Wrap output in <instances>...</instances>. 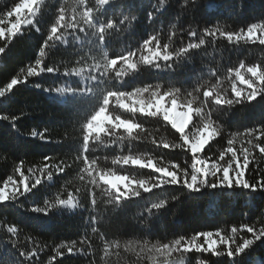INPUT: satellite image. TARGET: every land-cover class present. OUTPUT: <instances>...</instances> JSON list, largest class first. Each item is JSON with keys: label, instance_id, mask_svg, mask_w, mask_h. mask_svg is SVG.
I'll list each match as a JSON object with an SVG mask.
<instances>
[{"label": "trees", "instance_id": "1", "mask_svg": "<svg viewBox=\"0 0 264 264\" xmlns=\"http://www.w3.org/2000/svg\"><path fill=\"white\" fill-rule=\"evenodd\" d=\"M14 2L19 0H0V14ZM157 2L158 0H111L99 13L100 20L115 16L119 12H125V15L130 17L135 16L136 20L130 19L122 29L118 28L107 35L103 47L99 50L92 43L95 36L91 34L80 42L73 41L71 37L67 42H56L45 57V64L58 67L60 73L43 72L28 77L26 83L15 86L6 97L0 98V116L18 118L14 121L15 127L9 121L0 120V186L9 175L19 182L20 174L14 172V169L20 161L24 162L21 171L28 177L26 183L29 186L35 183L36 179L42 180L18 200L0 203V264H151L154 260L163 258L157 257V252L149 249L153 246L159 247L161 243H170L181 236L187 240L197 232L220 230L222 235L231 237L230 228L241 223L254 225L257 229L264 226V191L253 192L235 185L231 188H212L204 185L197 191L189 190L183 185H164L122 200L118 207L108 202L109 197L102 189H97V206L93 209L90 205V198L86 194L88 181L80 179L81 175H84L81 172L84 165L73 161L77 155L76 151L79 150V138L82 137L81 124L99 107L100 92H132L145 85H161L165 90L169 87H179L182 88L181 101H192L199 106L203 99L202 93L188 95L193 87L214 84L218 90H227L230 93L232 80L228 77L229 68L235 69L243 62L246 69L247 66L264 61V45H260L258 40L234 39L229 42L218 32L215 37H205L206 43L201 48L191 50L189 54L173 63L172 67H167L162 60L161 67L138 64V68L129 71L122 81L114 79L115 73H111L94 93L73 92L58 95L43 89L83 87L88 78V65L94 62L90 57L85 59L90 50L96 60H99L103 53H107L111 58L127 50L137 49L149 34L158 35L161 43L178 49L189 42H198L199 36L188 37L187 31L190 28L203 30L207 26L218 27L220 31L225 32H239L248 23L264 19V0H198L188 11L178 6L180 0H168L163 9L148 19V13L156 8L154 5ZM87 3L90 7H100L97 0H87ZM78 6L79 0H44L32 18V23L41 31L37 32L32 24L23 25L22 31L14 36L4 53L0 54V87L5 86L14 76L24 79L28 66L35 63L38 48L55 20V14L61 7H67L71 17L73 10ZM0 18L5 24L9 19H14L6 16ZM171 25H176L175 31L178 34L170 40L169 34L173 31ZM79 35L83 37L84 34ZM5 43L7 42L0 40V46ZM134 59L139 60V53ZM81 60L84 62H77ZM65 67L69 70L83 68L84 72L80 76L63 75ZM37 71L39 72V68ZM242 72L249 75L243 69ZM37 85L40 87L37 88ZM236 86L244 89L245 84L237 80ZM248 90L246 88V91ZM111 104L113 115H121L122 118L135 119L136 122L142 123L147 139L130 142L125 139L113 144L112 140L106 137L102 144L94 145L89 154L91 158H100L105 169H111L119 175L146 181L158 177L159 174L153 169L139 165H113L112 161L122 155H133L151 158L161 166L170 162L179 163L190 170V152L184 149L157 148L151 143L153 139L169 144L181 142L179 133L163 121L162 117L126 112L115 104V100H112ZM205 111L212 113L214 126L221 129V135L214 137L202 150L201 155L218 160L220 151L227 147V140L233 138L232 134L244 133L246 129L264 123V95L231 108L210 105ZM201 123L199 118H194L186 132L192 133L196 125ZM33 130H46L49 141L31 137ZM117 135L126 137L123 129L117 130ZM248 139L245 135L236 136L235 148L239 150L241 147H250L247 145ZM129 143L131 152L128 150ZM44 156L52 157L50 164L64 162L71 167L61 175L51 169L53 177L48 180L47 174L39 171ZM254 156L255 159L245 177L250 182H255L260 178V174L264 173V156L258 151ZM28 169L33 171L30 173ZM76 188L80 189L77 197L79 206L76 208L61 206L47 213L30 210L36 206L43 207L45 200L53 202L56 196L66 199L67 192ZM173 196L176 199H171ZM161 199L168 200L166 206L152 210L153 214H150L147 209L151 203ZM90 214L97 216L100 220L98 224L88 222ZM13 224L18 226L19 232L17 236L10 238L4 226ZM93 227L97 229L96 232L92 231ZM240 235L246 233L241 232ZM85 237L89 243L82 245L80 241ZM214 238L219 239L215 236ZM117 241L120 247L106 254V243L115 244ZM72 242H76L75 247L82 248L83 251L72 255L67 254L66 248H59L61 245L72 246ZM12 243L25 251L37 247L38 255L33 257L32 261L25 260ZM196 243L203 244L201 237ZM185 247L191 248V245L186 244ZM217 247L223 249L222 245ZM58 249L65 255L56 257L55 262L52 258L56 256ZM141 249L144 251L141 252ZM253 253L264 261V239L256 241L244 253L232 259L227 255H213L211 252H188L185 255V263L197 264L198 259H203L208 264H248Z\"/></svg>", "mask_w": 264, "mask_h": 264}, {"label": "snow or ice", "instance_id": "2", "mask_svg": "<svg viewBox=\"0 0 264 264\" xmlns=\"http://www.w3.org/2000/svg\"><path fill=\"white\" fill-rule=\"evenodd\" d=\"M111 3V0H97L99 8L88 6L87 0H79V5L72 12L71 17L67 7H61L55 14V20L51 23L47 30V35L44 37L40 47L38 48V54L35 58L34 65H29L26 72H24V79H20L16 76L12 77L10 82L5 86L0 87V98L6 97L15 86L27 82L28 77H34L43 72L60 73V69L55 66H46L45 57L48 51L54 46L56 42H67V39L71 37L73 41L86 40L88 36L94 35L95 40L92 43L96 46L97 50L103 47L105 37L111 32L116 31L118 28L122 29L123 25L129 20H136L135 16L130 17L125 15V12H119L115 16H110L107 19L100 20L99 13L105 5ZM195 4L191 2L184 6V10L188 11ZM38 4H33L31 8L27 6L26 0H19L14 2L12 6L4 13L0 14V17L6 16L8 18L15 17L14 20L9 19L5 24L4 20L0 18V30H3V36H0V40H4L7 43L4 46H0V54L4 53L8 44L12 41L14 36L22 31L23 25L32 24L33 28L37 32L41 29L34 23L32 18L36 14ZM82 7V10H81ZM240 5L238 6L239 10ZM160 10L154 8L153 11L148 13V19L155 16ZM21 20V23L17 26L15 31L10 32L12 26L16 24L17 18ZM123 17V19H121ZM173 31L169 34V39H173L177 36L175 31L176 25H171ZM219 32L221 37H226L229 42L246 40H258L260 45H264V19H259L257 22L248 23L245 28H242L239 32H225L220 31L217 28L204 27L203 30L189 29L187 35L189 38H197L198 42H189L186 46H181L178 49H173L167 43H161L158 35L149 34L146 39L139 44L135 50H127L125 53H121L109 58L107 53H103L99 60L92 57L91 50L85 57L92 58L94 62L88 65L87 79L83 87L74 89L72 87H48L43 88L45 91L53 92L58 95H67L73 92L76 93H94L96 88L104 83L105 77L111 73H115L114 79L123 80L129 71H134L138 68V64L152 65L154 67H161L160 61L165 62L167 67H172L173 63L177 62L179 58L189 54L191 50L201 48L206 43L205 37H215ZM79 34H84L83 37ZM258 34V35H257ZM83 44V43H82ZM139 53V60H135L134 57ZM83 63L84 61H77ZM39 68V72L37 71ZM245 70L250 75H245L242 72ZM84 72V69L69 70L65 67L63 75L67 76H80ZM228 77L232 80L231 92L227 90L220 91L216 85L193 87L192 91L188 95L202 93L203 99L197 106L192 101H181V90L179 87H169L165 90L161 85H145L142 88H138L132 92L119 91V90H106L100 92L101 101L99 107L96 108L91 115L83 120L80 128L82 137L79 138V150L76 151L77 155L74 158L73 163L79 161L84 165L81 172V181L87 180L88 186H86V194L90 198V205L93 209L97 206L96 190L102 189L104 193L109 197V203L114 207H118L122 200L130 197H136L142 192H149L155 188H160L164 185H183L189 190L197 191L202 186L208 185L209 187L216 186H240L250 191H264V173L260 174V178L255 182H250L246 179V173L250 164L255 159L254 153H258L264 156V123H259L258 127L246 129L244 133H234L233 138L227 140V147L220 151L218 160L216 158H206L201 155L205 146L213 140L214 137L221 135V129L214 126L215 121L212 120V113L206 112V107H215L217 105L224 108H231L236 104L251 102L258 96L264 95V61L258 64L247 66L241 62L240 66L227 70ZM234 73V78H233ZM215 76V73H213ZM248 86V91L236 86V81ZM98 82L94 84L92 82ZM37 88L40 86L37 85ZM145 94L146 98H145ZM115 99L116 105L133 114L140 113L141 115H147L152 117H162L163 121L169 123L171 128L179 133L180 143L157 142L156 139L151 141L157 148L167 149H184L191 153V165L190 170L188 167L182 166L179 163L170 162L166 166H161L159 163H154L151 158H141L140 156L122 155L115 158L113 165H139L142 168L153 169L155 173H158V177L144 179H130L126 175H119L117 172L111 169H105L102 166L100 158H91L90 153L95 144H102L107 137L112 140L113 144L123 141L125 139L130 141H142L147 139L145 135V129L142 123L136 122L135 119L122 118L121 115H113L111 101ZM194 118H199L202 122L196 125L194 132H186V128H189ZM18 118L15 116L9 117L8 115L0 116V120L9 121L13 127H15L14 121ZM80 120H78L79 122ZM123 129L126 133V137L123 135H117V130ZM239 135H245L249 139L247 145L250 147H241L237 150L234 145V138ZM31 137L39 138L42 141H49L45 131L33 130L30 133ZM115 137V139H113ZM123 147V145H122ZM129 152L132 151L131 144L128 147ZM52 157L44 156L43 165L39 168V171L43 174H47V179L53 177L51 169H55L57 175L66 173V169L71 165L64 162L50 164L49 161ZM226 160V163L224 161ZM150 166H145L149 165ZM24 162L20 161L16 165L14 172L20 174V180L17 183L14 181L13 176L9 175L0 186V203L6 201H16L19 197L25 193L31 191L42 182L41 179H36L35 183L29 186L26 183L28 177L24 176L21 171ZM31 173L33 170L28 169ZM211 177V179H209ZM21 185L23 188L21 189ZM80 194V189L76 188L73 191L67 192V198H61L56 196L53 202L45 200L44 206H36L31 208V211L47 213L49 210L57 207L76 208L79 206L77 197ZM171 199H176L175 196ZM168 200L161 199L158 202L151 203L150 208L147 209L150 214L152 210H159L166 206ZM100 220L95 215H91L88 218L90 224H98ZM6 233L9 237H15L18 235L19 228L17 225L4 226ZM93 232L97 229L93 227ZM231 237L222 235L220 230L216 232H197L189 239L185 240L183 236L173 240L170 243H161L159 247L153 246L149 251L155 250L165 256L171 257L172 255L179 253L181 256H185L188 252L193 253H209L213 255H227L229 259L237 256L236 249L245 244V241L249 243L244 247L241 253H244L250 248L256 241L264 239V226L257 229L254 225L247 223H241L239 226H233L230 228ZM241 232L246 235H240ZM219 239H213V237ZM199 237L204 238V244H197L196 241ZM239 237V239H237ZM209 240L217 242L213 248H209ZM222 241H226L222 242ZM76 242H72V246L61 245L59 248H66L67 254L75 255L83 251L82 248L75 247ZM82 245L88 244V240L85 237L80 241ZM191 245V248L185 247V245ZM13 247L17 248L19 254L25 258V260L32 261L33 257L38 255V248L33 247L30 251L20 249L17 244L12 243ZM217 245H222L223 249H219ZM90 246V245H89ZM120 247L119 242L106 243L105 253L118 249ZM194 250V251H193ZM231 253V255H230ZM240 253V254H241ZM65 253L59 249L56 251V256L52 258L56 262V257H62Z\"/></svg>", "mask_w": 264, "mask_h": 264}, {"label": "clouds", "instance_id": "3", "mask_svg": "<svg viewBox=\"0 0 264 264\" xmlns=\"http://www.w3.org/2000/svg\"><path fill=\"white\" fill-rule=\"evenodd\" d=\"M192 3L196 4L198 3V0H191ZM26 3H27V6L29 8H31V6L33 4H38V7L36 9V11H38V9L40 8V6L44 3V0H26ZM190 3V0H180V3H179V7L181 8H184V6L188 5ZM168 4V0H158V2L154 5V7L158 8L159 10L163 9L165 5ZM21 23V20L19 19V16L17 18V21H16V24H14L12 26V29H10L9 31L12 32V31H15L17 26ZM0 36H3V30H0ZM262 43H264V41H262ZM145 166H150V162H149V165H145ZM135 179V178H133ZM3 197L0 196V199H2ZM222 242H225L226 241H222ZM209 248H213L214 245L217 244L216 241L214 240H209ZM249 243V241H245V244L244 245H241L240 248H237L236 249V252H237V256L240 255V253L243 251L244 247ZM144 250L141 249V252H143ZM152 251H155V250H152ZM213 251H214V248H213ZM231 255V253H230ZM197 264H208V262L206 260H203V259H198L197 260ZM248 264H264V261H262L255 253L252 254V256L250 257L249 261H248Z\"/></svg>", "mask_w": 264, "mask_h": 264}, {"label": "rangeland", "instance_id": "4", "mask_svg": "<svg viewBox=\"0 0 264 264\" xmlns=\"http://www.w3.org/2000/svg\"><path fill=\"white\" fill-rule=\"evenodd\" d=\"M13 18L15 19V17L13 16ZM13 19V20H14ZM250 75V74H249ZM246 88H248V86L247 85H245L244 86V90L246 91ZM113 100H115V99H113ZM115 104H116V102H115ZM195 130V129H194ZM194 130H193V132H194ZM209 178H211V177H209ZM232 187V186H231ZM231 187H229V186H225V185H221V186H216V188H231ZM212 188H214V187H212ZM63 207V206H62ZM63 208H67V207H63ZM69 209H72V208H69ZM213 239H215L214 237H213ZM201 242L204 244V238L203 237H201ZM204 246L205 247H207V244H204ZM156 256L158 257V256H160L159 258H163L162 260H158V259H156V260H154L153 261V263H151V264H186L185 263V256H181L180 254H174V255H172L171 257H169V256H165V255H163V254H161V253H159V252H157L156 253Z\"/></svg>", "mask_w": 264, "mask_h": 264}]
</instances>
